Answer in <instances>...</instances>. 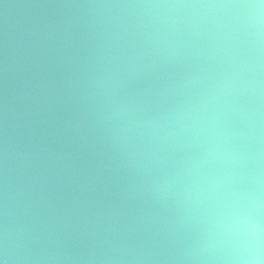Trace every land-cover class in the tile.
<instances>
[{"label": "clouds", "instance_id": "obj_1", "mask_svg": "<svg viewBox=\"0 0 264 264\" xmlns=\"http://www.w3.org/2000/svg\"><path fill=\"white\" fill-rule=\"evenodd\" d=\"M0 264H264V0H0Z\"/></svg>", "mask_w": 264, "mask_h": 264}]
</instances>
